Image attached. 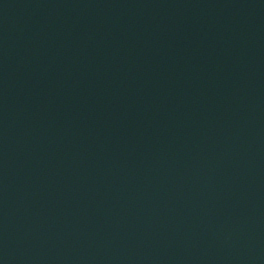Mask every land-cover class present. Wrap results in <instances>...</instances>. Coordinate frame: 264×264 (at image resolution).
Here are the masks:
<instances>
[{
    "label": "water",
    "instance_id": "1",
    "mask_svg": "<svg viewBox=\"0 0 264 264\" xmlns=\"http://www.w3.org/2000/svg\"><path fill=\"white\" fill-rule=\"evenodd\" d=\"M209 264H264V0H215Z\"/></svg>",
    "mask_w": 264,
    "mask_h": 264
}]
</instances>
